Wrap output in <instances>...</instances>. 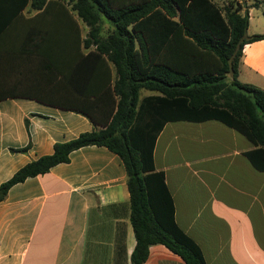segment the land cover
I'll return each mask as SVG.
<instances>
[{"label":"crops","instance_id":"crops-1","mask_svg":"<svg viewBox=\"0 0 264 264\" xmlns=\"http://www.w3.org/2000/svg\"><path fill=\"white\" fill-rule=\"evenodd\" d=\"M237 1L240 12L248 5L247 33L264 31V0ZM36 11L27 4L0 34V183L51 152L55 141L106 121L105 102L93 116L69 108L92 100L83 101L85 71L93 94L98 76L108 74L80 65L82 52L95 45L83 48L81 40L66 44L63 34L34 33ZM79 24L82 38L88 27ZM112 29L105 20L101 34ZM238 78L264 89V39L244 44ZM253 147L217 118L169 119L155 138L153 162L164 172L175 220L199 245L206 264H264V170L245 153ZM126 176L116 152L89 144L71 151L68 161L12 184L0 201V264H130L135 235ZM141 264L185 262L154 242Z\"/></svg>","mask_w":264,"mask_h":264},{"label":"trees","instance_id":"trees-1","mask_svg":"<svg viewBox=\"0 0 264 264\" xmlns=\"http://www.w3.org/2000/svg\"><path fill=\"white\" fill-rule=\"evenodd\" d=\"M27 4L37 10L31 17L34 33L63 34L66 44L81 40L83 48L95 45L82 52L80 65L108 74L98 76L93 94L85 71L83 101L92 100L86 107L69 108L93 116L92 110L105 102L106 121L55 141L51 152L21 165L0 183V201L12 184L68 161L74 149L105 145L121 157L126 170L135 235L130 264L144 262L154 242L185 264H206L199 245L175 220L164 172L154 166L153 147L166 120L217 118L254 144L245 153L264 170V89L238 78L244 44L264 39V31L247 33L248 5L240 12L242 4L235 0L224 5L214 0H0V34ZM79 19L88 27L82 38ZM105 20L113 29L103 36ZM142 89L151 93L141 95Z\"/></svg>","mask_w":264,"mask_h":264},{"label":"rangeland","instance_id":"rangeland-1","mask_svg":"<svg viewBox=\"0 0 264 264\" xmlns=\"http://www.w3.org/2000/svg\"><path fill=\"white\" fill-rule=\"evenodd\" d=\"M263 15H264V14H263ZM263 17H264V16H263ZM82 25H83V33H84V29H85L86 26H84V24H82ZM259 26H261V25L259 24ZM146 91H147L146 89H142V90H141V93H144V92H146Z\"/></svg>","mask_w":264,"mask_h":264}]
</instances>
